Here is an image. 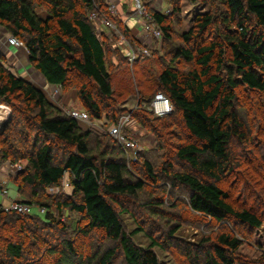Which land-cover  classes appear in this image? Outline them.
Listing matches in <instances>:
<instances>
[{"label": "trees", "instance_id": "16d2710c", "mask_svg": "<svg viewBox=\"0 0 264 264\" xmlns=\"http://www.w3.org/2000/svg\"><path fill=\"white\" fill-rule=\"evenodd\" d=\"M222 1L229 12L227 22L230 23L233 17L240 19V30L223 37L229 52L228 59L226 51L215 41L201 44L196 49V57L189 48L178 47L171 60L179 57L194 60L195 68L188 71H180L173 66L163 68L157 76L159 88L141 101L147 108H142L139 122L149 127L159 146L170 127L179 121L192 138L191 141L178 143L173 154L205 180L185 171H170L169 175L189 189V204L195 212L216 221L234 218L251 228H258L262 224L260 215L245 207H234L227 192L216 182H221L237 167L235 159L239 158L233 157L232 141L251 156L257 151L251 144L253 120L248 118V113L245 118L237 110L239 98L236 89L244 85L264 95L263 35L256 34L254 30L248 31L245 26L250 16L255 27L264 30V0ZM143 2L147 10L146 0ZM37 5L46 10L48 15L45 18L38 17ZM108 8L105 0H0V26L19 38L29 62L46 83L62 88L69 72L74 71L94 84L95 95L88 86L81 84L78 97L85 108L83 111L95 120H100L103 108L114 107V101L105 48L89 15L95 12L99 17L104 16L116 24L118 33L129 43L140 44L119 16L109 14ZM147 11L161 30V39L167 38L169 26L166 16ZM212 23V15L199 14L194 18L193 26L183 33V42H192ZM114 49L131 68L144 60L141 58L130 64L117 47ZM4 59V54L0 52V104L12 107L13 118L0 132L1 156L13 161L25 159L26 170L22 177L30 184L33 193L59 186L64 176L68 175L71 197L56 201V207H67L85 217L86 224L76 228L82 236L100 229L112 241L118 242L125 264H163L153 249L158 242L152 239L145 247L136 245L132 236L142 228L126 232L109 199L135 195L143 187L142 181H131L129 178L128 162L131 159L127 157V150L122 149L110 135L105 143L96 141L95 150H92L90 141H95V138H92L91 130L82 128L78 120L51 103L41 89L9 71ZM113 63L117 61L113 60ZM212 65L217 72L225 74L211 73ZM157 92L170 101L173 107L170 114L160 117L149 110L148 105ZM243 104L247 106L245 110L249 106L251 111L254 110L264 135V96L259 103L248 100ZM144 113L155 116L148 118ZM18 115H21V120L17 119ZM105 115L114 117L113 124L118 122L114 114ZM40 135L64 144L68 148L64 158L57 162L52 141H41ZM169 160L165 165L171 170ZM143 164L152 176L151 162L144 159ZM244 177L252 176L246 172ZM261 188L264 185L260 186V191ZM259 194L264 195V191ZM16 201L32 204L25 198ZM40 205L45 213L42 218L53 219L48 206ZM34 215L6 210L0 204V254L7 257V261L0 259V264H39L50 256V264H110L113 260V247L102 251L97 249L84 258L74 240L63 238L56 244L47 242L39 228L31 226V223L41 222ZM239 245V240L228 233L218 235L213 246V254L218 261L209 253L207 263L219 264L221 261L232 264L233 260L224 248L236 250ZM260 260L264 264V250Z\"/></svg>", "mask_w": 264, "mask_h": 264}, {"label": "rangeland", "instance_id": "374dc122", "mask_svg": "<svg viewBox=\"0 0 264 264\" xmlns=\"http://www.w3.org/2000/svg\"><path fill=\"white\" fill-rule=\"evenodd\" d=\"M105 1L108 4L109 2L113 5L118 4L120 6L119 10L127 15L130 14L129 0H125L126 2L124 0H120V2L118 0ZM121 1L123 2L122 5ZM146 4L147 10H162L164 12L167 10L164 15L166 16V24L169 26V36L160 40H147L141 35L134 20H131L128 27L120 19L122 24L128 27L132 37L139 39V45H144L149 49V53L141 61L143 63H136L135 68H131L130 65L127 66L121 60L119 52L114 49L119 40L116 24L113 23L114 30H117V32L104 26L99 27L102 31L95 29L105 48L107 68L113 88L114 107L103 108L100 120H95L89 116L90 118L86 122L78 121L82 128L91 130L92 138H95V141L91 139L90 146L92 150H95L96 141L102 140L105 143L110 137L108 128L113 124L114 120L112 118L114 117L109 118L105 114L108 116L114 114L113 116L118 118V121L122 117L127 118L126 124H123V130L135 142L132 149H127V157L131 159L128 162L129 178L131 181H142L143 187L132 196L110 197L113 209L126 232H130L137 227L142 228V231L132 236V240L136 245L145 247L150 244L152 239L158 242V245L154 246L153 249L159 261L163 264H208L209 253L218 261V258H215L213 254V246L218 235L222 233H228L240 242L236 250L224 248L227 255L232 258V264H262L260 257L264 250V195L259 194V192L264 191V188H261L262 191H260V186L264 185V135L259 126V118L255 115L254 110L249 109L251 106L248 107V110H245L247 106L243 103L248 100H253L254 104L259 103L261 96L264 95L251 91L244 85L237 87L236 96L239 98V105L236 108L241 114H244L245 118H247L248 113V118L253 120V129L250 130L251 144L257 151L251 156L245 149L242 150L238 147L235 141H232L234 144H232L233 157L239 158L235 159L237 167L234 168L232 173H228L221 182H216L223 191L227 192L234 207H245L260 215L262 224L258 228H251L234 218L216 221L195 212L189 204V189L176 182L169 175L170 171H185L205 180L199 173L193 171L185 162L177 159L173 154V149L178 143L191 141L192 138L179 121L176 125L170 127L167 136L159 146L149 127L139 122V116L142 114L141 110L146 107L141 101L143 102L144 99L149 98L159 88L157 76L163 68L173 66L180 71L195 68L194 60L188 61L182 57L175 59V61L171 60L177 48L180 46L189 48L196 57V49L201 44L215 41L221 46V49L226 51V58L228 59L229 52L223 37L226 34H235L240 30L238 25L240 19L233 17L230 23L227 22L226 16L229 15V12L222 0H146ZM35 9L40 18H45L48 15L46 10L39 5ZM108 11L110 15L121 18L120 11L112 13L109 8ZM86 12V15H89V11ZM206 13L213 16V23L202 35L185 44L182 40L183 33L193 26L196 16ZM100 17L102 20L105 19L104 16ZM248 18L245 24L248 31L254 30L256 34L263 35L264 39V30L255 27L252 18L250 16ZM10 36H12L10 32L0 26V52L4 54V65L9 71L41 89L48 100L60 107L65 114L72 108L83 111L85 108L79 100L78 88L81 84H85L91 90V93L95 95L96 88L94 84L74 71L69 72L65 86L62 88L46 83L40 73L29 62L28 55L22 53L21 50L25 49L24 46L19 48L9 47L10 45L6 43V40ZM119 45L123 49L124 44L119 43ZM113 60H116L117 63H113ZM213 72L220 75L225 74L220 73L221 71L217 72L214 65L211 68V73ZM2 106L3 111L9 109L12 119V107ZM102 106H105V104H102ZM1 110L0 122L7 118L5 117L6 113ZM144 115L148 118H151L152 115L155 116L152 113H144ZM16 117L21 120V115ZM1 131L3 130L0 125ZM40 139L41 141H52V139L42 135H40ZM52 144L55 146L54 156L58 162L64 158L68 148L58 141H52ZM253 158L255 161H253ZM144 159L151 162L152 176H149V172L143 164ZM168 160L171 170L165 165ZM246 162L248 163L246 164ZM25 170V159L20 158L13 161L3 158L0 154V184L7 190V195H2L0 192V204H4L3 207L9 206L11 201L15 199L25 198L32 202V213L29 214H35L34 216L41 220L35 225L31 223V226L38 227L42 238L46 239L47 242L56 244L63 238L74 240L84 258L97 249L102 251L113 247L115 256L110 264H125L118 242L112 241L100 229H95L86 236H82L76 228L78 225L86 224L85 217L67 207H56V201L71 197L72 188L68 175L64 176L59 186L33 193L30 184L23 180L22 176ZM246 172L252 177H244ZM42 203L48 206L47 208L50 210L53 219L42 218L45 213L42 214L38 210L41 208L40 204ZM30 240L31 238H29V242ZM0 259L7 261L4 254H0ZM45 260L38 263L50 264L52 257H47ZM219 264L224 263L220 261Z\"/></svg>", "mask_w": 264, "mask_h": 264}, {"label": "built area", "instance_id": "2783aa9c", "mask_svg": "<svg viewBox=\"0 0 264 264\" xmlns=\"http://www.w3.org/2000/svg\"><path fill=\"white\" fill-rule=\"evenodd\" d=\"M120 2V0H118ZM123 1V0H122ZM121 1V5L122 2ZM124 2H126L124 0ZM130 4L129 8H130V14L127 15L125 12H123L120 9V6L118 4H110L109 2V10L112 13H118V11H120V17L122 19V21L124 23L127 24V20L131 21L134 20L135 23L138 25V28L141 32V35H143L147 40H160L162 38V33L161 30L158 26H156L153 22L152 19V15L150 13H148V11L145 8L144 2L143 0H129L128 5ZM154 13L157 14H165L167 13V10L164 12L162 10L157 11V10H152ZM126 17V18H124ZM89 19L95 24L96 29H98V31H102L101 28L99 27H106V28H111L114 30L115 26L113 25V23L107 19H101V17H99L95 12H92L89 15ZM129 27V26H128ZM101 29V30H99ZM115 32H117V30H114ZM139 32V33H140ZM135 38V37H134ZM137 39V38H135ZM139 40V39H137ZM6 43L8 45H10V47H14V48H19V47H23V43L13 37L10 36L7 40ZM119 43H123L124 47L123 49H121ZM115 47L118 48V50L122 53V55L127 59V61L131 64L141 58H144L146 54L149 53V49L144 46V45H133L131 43H129L123 36H121L119 34V40L117 42V44L115 45ZM149 110L152 111L155 115L157 116H165L170 114L173 111V107L170 103V101L168 100V98L166 96H164L162 93L157 92L153 98L151 99L149 105ZM7 108V107H6ZM5 114V117L7 116L9 110L7 108L6 111H3ZM67 115H69L70 117L78 120V121H82V122H86L89 120V116L85 111H81L75 108L70 109L67 112ZM127 122V118L126 117H122L116 124H113L110 126V128H108V133L109 135L113 138V140L124 150L127 149H132L135 145V142L129 138V136H127L124 132H123V124H126ZM0 192L2 195H7V190L5 188H3V186L0 184ZM3 207V206H2ZM6 210H12L15 211L17 213L20 214H28V213H32L31 212V205H28L26 203H22V202H18L16 200L11 201V203L9 204V206L7 207H3ZM40 213L44 212V208H40L39 209Z\"/></svg>", "mask_w": 264, "mask_h": 264}, {"label": "water", "instance_id": "95a60500", "mask_svg": "<svg viewBox=\"0 0 264 264\" xmlns=\"http://www.w3.org/2000/svg\"><path fill=\"white\" fill-rule=\"evenodd\" d=\"M8 110H9V109H8ZM6 117H7V118H6L5 120H3V121L0 122V125H1V127H2V130L5 128V126L8 124V122H9L10 119H11L10 112H8V114H7Z\"/></svg>", "mask_w": 264, "mask_h": 264}, {"label": "crops", "instance_id": "0c3cea01", "mask_svg": "<svg viewBox=\"0 0 264 264\" xmlns=\"http://www.w3.org/2000/svg\"><path fill=\"white\" fill-rule=\"evenodd\" d=\"M130 23H131V21H130V20H129V21L127 20V24L129 25ZM5 45H6V44H5ZM9 47H10V46H9ZM10 48H11V47H10ZM4 51H5V50H4ZM6 51H8V50H6ZM21 51H22V53L27 54L25 49H24V50L22 49ZM40 75H41V74H40ZM41 76H42V75H41ZM43 79H44V78H43ZM44 80H45V79H44ZM15 200H17V199H15ZM8 204H9V203H8ZM2 205H4V204H2Z\"/></svg>", "mask_w": 264, "mask_h": 264}, {"label": "bare ground", "instance_id": "6f19581e", "mask_svg": "<svg viewBox=\"0 0 264 264\" xmlns=\"http://www.w3.org/2000/svg\"><path fill=\"white\" fill-rule=\"evenodd\" d=\"M1 109H2V110H1ZM0 110L3 111V106H2V105H0ZM2 117H3V116H2Z\"/></svg>", "mask_w": 264, "mask_h": 264}]
</instances>
